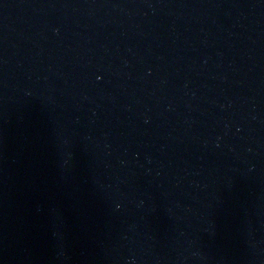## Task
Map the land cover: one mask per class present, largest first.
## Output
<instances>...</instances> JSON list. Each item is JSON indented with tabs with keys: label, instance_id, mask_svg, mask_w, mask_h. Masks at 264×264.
<instances>
[{
	"label": "water",
	"instance_id": "water-1",
	"mask_svg": "<svg viewBox=\"0 0 264 264\" xmlns=\"http://www.w3.org/2000/svg\"><path fill=\"white\" fill-rule=\"evenodd\" d=\"M0 264H264V0H0Z\"/></svg>",
	"mask_w": 264,
	"mask_h": 264
}]
</instances>
